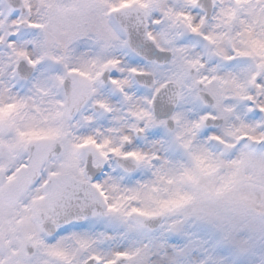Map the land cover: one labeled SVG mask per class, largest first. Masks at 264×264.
<instances>
[{
  "label": "snow or ice",
  "instance_id": "6c2138e0",
  "mask_svg": "<svg viewBox=\"0 0 264 264\" xmlns=\"http://www.w3.org/2000/svg\"><path fill=\"white\" fill-rule=\"evenodd\" d=\"M0 264H264V0H0Z\"/></svg>",
  "mask_w": 264,
  "mask_h": 264
}]
</instances>
